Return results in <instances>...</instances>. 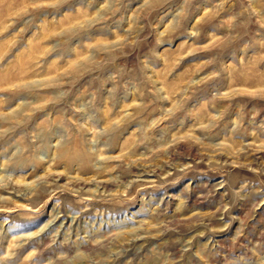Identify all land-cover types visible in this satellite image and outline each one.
Segmentation results:
<instances>
[{
  "label": "rangeland",
  "instance_id": "374dc122",
  "mask_svg": "<svg viewBox=\"0 0 264 264\" xmlns=\"http://www.w3.org/2000/svg\"><path fill=\"white\" fill-rule=\"evenodd\" d=\"M0 264H264V0H0Z\"/></svg>",
  "mask_w": 264,
  "mask_h": 264
}]
</instances>
